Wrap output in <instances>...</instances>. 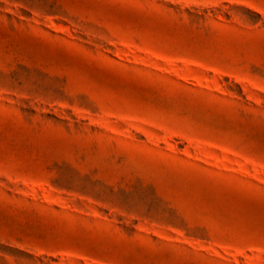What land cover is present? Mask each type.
Listing matches in <instances>:
<instances>
[{"label":"rangeland","instance_id":"obj_1","mask_svg":"<svg viewBox=\"0 0 264 264\" xmlns=\"http://www.w3.org/2000/svg\"><path fill=\"white\" fill-rule=\"evenodd\" d=\"M0 264H264V0H0Z\"/></svg>","mask_w":264,"mask_h":264}]
</instances>
